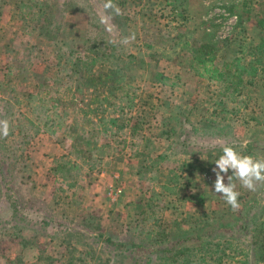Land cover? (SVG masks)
Listing matches in <instances>:
<instances>
[{
    "label": "rangeland",
    "instance_id": "rangeland-1",
    "mask_svg": "<svg viewBox=\"0 0 264 264\" xmlns=\"http://www.w3.org/2000/svg\"><path fill=\"white\" fill-rule=\"evenodd\" d=\"M19 1L0 0L1 114L20 110L17 89L54 76L57 44L37 35L38 24L62 41L87 46L88 32L109 41L114 65L75 51L67 57L81 54L79 87L42 88L104 153L85 167L55 126L28 140V168L14 165L16 211L0 199V264H146L137 258L149 253L147 264H160L162 248L206 242L250 253L262 235L264 187L251 192L234 179V211L214 192L212 169L222 144L264 158V0H114L112 32L100 22L104 0ZM191 39L217 47L209 69L229 81L207 79L202 58L211 53L192 58ZM58 159L68 161L63 178L50 170ZM103 237L147 251L117 255Z\"/></svg>",
    "mask_w": 264,
    "mask_h": 264
},
{
    "label": "trees",
    "instance_id": "trees-1",
    "mask_svg": "<svg viewBox=\"0 0 264 264\" xmlns=\"http://www.w3.org/2000/svg\"><path fill=\"white\" fill-rule=\"evenodd\" d=\"M33 5L35 6L36 4H29L28 10L26 14H24L26 17L27 15L32 14L31 6ZM42 12L46 14V17L48 16L47 10H43L41 13ZM60 13L63 14L64 11H61ZM38 25V28H36L38 30L37 35L43 36L49 41H53L58 45H56L58 51L54 54V76H50L51 78H46V81L41 79L40 81L42 82L36 86H33L32 91H27L21 88L17 89L13 97L15 104L20 106V110H16L15 113H9L8 110H5L2 114L0 113V120L7 119L10 122L9 135L7 137L0 136V199L6 202V206L9 208V210H11V212L16 211V205H13L15 199V188L13 183L14 165H20L19 172H25L28 168V162L24 157L23 149L24 145L31 137L38 133L48 131L53 126L58 127L63 137L69 140L67 146L68 155L73 154L76 160L85 165V167L90 168L94 167L101 160L105 147L104 144H99L96 140H94L95 136L92 133H87L83 128H78L76 126L75 120L70 121V117H64L61 115L58 109L51 104V101L41 95V90L44 88V86L48 87L49 89L55 87L54 89L59 90V87H61L62 84L65 85L66 83L67 85H74L75 89L79 87L78 85L81 81V54L75 56L73 60H69L67 57L75 51L90 53L91 57L89 58V61L92 64L108 63L110 64L108 66L113 67L114 64L109 62V58L107 59L108 54H106V51H108L107 48L112 50V44L105 39L92 36L91 32H88L86 35L87 46H85V44L79 45V40H58L56 31L51 32L53 30L49 28V23L45 22ZM54 25L57 26L55 23L51 25L52 28H54ZM83 42L84 40L80 41L79 43ZM196 43L197 40L191 39L190 49L192 51V58L199 57L197 52L199 50L200 52L204 51L203 53L206 51V54L211 53V58H202V62H206L205 65H208L207 68H203L207 79L229 81V78H225L226 76L217 78L216 75H212L213 70L209 69L217 47L203 42L198 45H196ZM258 45L264 46V42L262 41ZM261 51L262 49H260V52ZM257 53L259 54V52ZM219 57L222 56L219 55ZM225 65L228 66L229 63H226ZM208 72H210V74H208ZM226 75H229L228 72ZM2 85L3 84L0 83V86ZM74 111L77 112L75 109ZM17 114L20 115L18 118L16 116ZM90 130H92V128ZM66 162L68 161L61 162L58 159L54 162V166L50 168L51 172L56 173L61 178H63L65 175H63L62 172H65L64 165ZM2 222L5 223L6 221H0V223ZM260 226L261 227L258 228V231L262 235L254 244L250 250V253L244 252L242 248L240 249L238 247H234L233 251L231 252L230 247L232 244L227 243L224 245L225 242H206L203 245L194 247L170 246L160 249V264H264V223H262ZM0 229L1 231H4L3 227ZM103 240L106 243L114 246V251L117 255L121 254V249L123 248H125L124 251L132 253L134 256L137 255V251H147V249L132 241L115 242L108 237H103ZM249 254L252 257L251 260L249 259ZM140 259L144 260V262L147 264L151 261V254L149 253L147 256L142 254V256L137 258V260Z\"/></svg>",
    "mask_w": 264,
    "mask_h": 264
},
{
    "label": "clouds",
    "instance_id": "clouds-1",
    "mask_svg": "<svg viewBox=\"0 0 264 264\" xmlns=\"http://www.w3.org/2000/svg\"><path fill=\"white\" fill-rule=\"evenodd\" d=\"M103 14L100 16V22L106 26L108 32L113 31V25L110 23V15H121V9L114 3V0H104L102 4ZM135 39V34L124 37L120 43L129 45ZM10 133V122L7 119L0 120V136L7 137ZM215 145H213L214 147ZM222 155L215 160L212 170L215 173L214 192L221 195L224 201L232 208H240L239 196L241 193L237 190V185L233 180H238L240 185L255 192L259 187H264V158H256L252 155H244L238 152L233 146L221 145ZM231 170V175H227ZM227 175V183H225Z\"/></svg>",
    "mask_w": 264,
    "mask_h": 264
},
{
    "label": "built area",
    "instance_id": "built-area-1",
    "mask_svg": "<svg viewBox=\"0 0 264 264\" xmlns=\"http://www.w3.org/2000/svg\"><path fill=\"white\" fill-rule=\"evenodd\" d=\"M115 192H119V189H116V191Z\"/></svg>",
    "mask_w": 264,
    "mask_h": 264
}]
</instances>
